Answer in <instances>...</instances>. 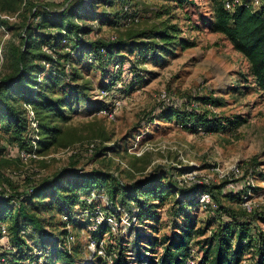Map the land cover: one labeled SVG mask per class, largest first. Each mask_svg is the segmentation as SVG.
Listing matches in <instances>:
<instances>
[{
    "label": "rangeland",
    "instance_id": "374dc122",
    "mask_svg": "<svg viewBox=\"0 0 264 264\" xmlns=\"http://www.w3.org/2000/svg\"><path fill=\"white\" fill-rule=\"evenodd\" d=\"M71 1L74 0H0V17L8 18L7 23H0V78L13 72V46H21L24 25L35 21L30 2L59 10ZM217 1L190 0L183 7H176L175 3L164 0H131L139 21L126 26H120L117 21L119 3L115 1L109 7L113 12L111 16L103 18L99 24L96 22L94 30L87 35L90 42L145 31L160 22L156 17L158 13L169 10L170 14L161 19L178 24L182 30L180 36L193 45L185 50L175 46L171 51L150 53L149 58L137 56L140 48L126 49L119 53L124 57L123 62L116 61L120 56L96 63L84 57L71 58L72 79L63 80L52 88V92L65 101L67 118L56 122L65 128L67 136L74 138L69 145H55L41 154L37 152L38 158L24 160L22 151L31 150L20 149L11 133L0 129L3 147L0 158L6 159L1 172L11 183L2 177L0 188L22 191L31 183L52 178L65 170L96 169L113 173L128 184L156 175L162 177L165 184L173 181L177 190L188 189L184 194L177 191L176 195H169L163 202L156 201L159 207L152 211L154 216H148L149 219L141 223L137 219V207L131 212L130 206L119 205L113 214L115 209H107L108 197L94 192L97 195L94 211L99 206L105 215L113 216V223H109L113 233L105 234L97 242L103 249L99 253L97 245H91L92 237L89 238L90 232L98 229L95 228L98 217L94 216L95 212L89 217L81 210L83 220L89 222L88 227L77 230L68 225L69 241L76 239L75 264H106L103 260L90 262L93 260L91 252L108 258L111 264L121 251L127 254V264H148L140 260L142 254L153 252L145 249L149 246L146 239L138 248L139 235L151 240L157 238L155 249L161 252L164 239L171 238L189 218H196L198 226L209 225L210 228L230 220V213L243 218L245 196L251 199L257 212L264 214V95L245 57L223 34L212 31L210 21ZM106 7L101 1L98 11L105 12ZM107 85L112 87L110 91L104 89ZM103 91L106 93L102 94ZM208 96L220 98L224 105L213 106L199 99ZM166 105L181 111L193 108L198 112L208 111L210 118L241 115L247 122L230 131L209 130L201 125L196 130L187 129L175 119L169 121L163 117L162 109ZM90 143L94 145L89 146ZM114 143L116 148L104 153L103 146ZM97 144L99 149L93 152ZM209 184L224 208L221 212L200 203V196L210 193L203 190ZM194 186L199 193L192 190ZM195 197L201 207L190 208L184 200ZM26 206L45 220L49 232L59 234L61 218L68 220V215H61L59 206L51 203V198L32 199ZM2 227L0 253H10L13 242ZM252 227L254 232L261 230L264 220H254ZM27 238L36 241L34 248L41 247L39 234L30 232ZM108 251L113 254L109 255ZM193 256L192 263L197 264L202 251L195 248ZM38 257L39 262L46 259L44 252ZM55 261V264H69L60 259Z\"/></svg>",
    "mask_w": 264,
    "mask_h": 264
},
{
    "label": "trees",
    "instance_id": "16d2710c",
    "mask_svg": "<svg viewBox=\"0 0 264 264\" xmlns=\"http://www.w3.org/2000/svg\"><path fill=\"white\" fill-rule=\"evenodd\" d=\"M101 1L108 7L105 12L98 11ZM115 1L119 3L117 21L120 26L139 21L132 10L131 0L89 2L74 0L59 10L30 2L31 14L36 22L24 25L20 34L22 44L13 46L11 51L13 72L0 78V129L10 132L13 139L19 142L20 149L33 150L31 137L33 128L27 106L32 107L39 122L40 140L37 147L39 154L55 145H69L74 141L71 135L67 136L65 128L56 122L58 119L67 118L65 101L52 92V88L59 82L72 79L74 73L71 58L84 57L92 63L103 62L109 61L113 56H120L119 53L126 49L133 48H140L137 50L139 58L141 56L149 58L150 53L171 51L175 46L185 50L193 45L180 36L182 30L178 24H172L169 19H161L164 15L170 14L169 10L158 13L156 17L160 22L145 31L129 33L128 37L124 38L116 35L114 39L101 38L90 42L87 35L94 30L96 22L99 24L103 18L111 16L113 12L109 7L113 6ZM164 1L175 3L176 7H183L190 0ZM6 19L8 18L0 17L1 25L8 22ZM210 24L212 31L223 34L245 57L249 63L250 73L264 95V5L257 11H253L245 4L229 11L225 8L224 0H218ZM144 36L147 37L145 41L142 40ZM62 50L65 52L62 53ZM119 58L116 61L123 62L124 57ZM104 89L110 91L112 87L107 85ZM199 99L213 106L224 105L223 100L214 96ZM109 110L112 111V108ZM162 114L167 120L175 119L183 127L193 130L201 125L209 130L230 131L247 122L241 115L233 118L220 116L210 118L208 111L198 112L195 108L181 111L173 105H166L162 109ZM103 148L105 153L110 149L114 150L116 145L114 143ZM2 149L0 145V150ZM98 149L97 144L93 152ZM5 161V158H0V179L3 177L10 183L9 178L6 176L4 178L1 172V166ZM161 178L153 175L128 184L113 173L96 169L89 171L69 169L57 173L52 178L31 183L26 190L0 188V227L3 225L6 228L13 242L10 253L7 251L0 253V263L55 264V260L60 259L75 264L74 255L77 248L73 245L76 239L69 241L68 225L77 230L88 227L89 222L83 220L80 211L90 217L93 215L97 200L88 203L86 198L92 192L106 195L110 202L107 209L109 211L115 209L112 211L113 214L119 205L130 206L131 212L137 207V219L141 223L154 216L151 214L152 211L159 207L156 201L163 202L169 195H176L177 191L184 194L188 190L181 187L177 190V184L171 180L165 184ZM210 186L211 184L205 185L203 190L210 192L216 201V210L221 212L224 208ZM192 190L198 192L196 186ZM39 198H51V203L59 206L61 215H68L67 221L62 218L60 220L62 229L59 234L49 232L45 220L34 209L26 206L28 201ZM240 200L242 202V195ZM184 202H187L190 208L201 207L196 197L185 199ZM243 211L245 214L243 218L230 213L231 219L218 224L215 228H210L209 225L198 226L196 218H189L177 228L171 238L164 239L161 252L155 249L158 245L157 238L151 240L141 234L136 239L138 248L142 245L141 242L145 244L146 239L149 246L145 249L153 253L149 255L145 252L140 260L148 264H193V250L197 248L198 251H202V257L197 264H264V228L254 232L252 227L254 220L258 218L264 220V214L257 212L256 209L248 212L244 207ZM30 232L39 234L38 245L41 249L34 248L33 243L36 241L27 238ZM111 233L112 226L105 222L99 225L97 230H92L89 238L92 237L91 241L99 242L105 234ZM208 233L209 236L200 240ZM43 252L46 259L39 262L38 255ZM108 253L113 254L109 251ZM91 255L93 260L90 262L103 260L109 264L108 258L98 253L93 255L91 252ZM125 255L127 254L124 251L118 252L111 264H127Z\"/></svg>",
    "mask_w": 264,
    "mask_h": 264
},
{
    "label": "built area",
    "instance_id": "2783aa9c",
    "mask_svg": "<svg viewBox=\"0 0 264 264\" xmlns=\"http://www.w3.org/2000/svg\"><path fill=\"white\" fill-rule=\"evenodd\" d=\"M247 5L250 6L253 11H257V10H261L263 5H264V0H250L249 2H245V0H224V5L225 8L229 11H233L235 10V8L237 6L240 5ZM3 18L6 16H2ZM115 37H112V39H114ZM106 92L103 91L102 94H105ZM166 95H164L165 97ZM166 100V99H165ZM28 110H29V120L31 123V126L33 128V132H32V145H33V150L29 151V152H25L22 151L21 153V157L24 160H27L31 157L34 158H38L39 155L37 153V147H38V142L40 140V132H39V122L38 119L36 118V113L35 111L32 109V107L27 106ZM108 115L113 118V114L112 113H108ZM94 144L92 143L91 146H93ZM231 187H233V184H230ZM97 195L93 192L91 196H89L86 200L88 203H93L96 200ZM108 203V200H106ZM200 203H202L205 207L209 206L213 209L217 208V204L214 201V199L212 198V195L208 192L203 193L200 196ZM253 202L251 201V199H249L247 196L244 197V201H243V207L248 211V212H253L256 208L255 206L252 204ZM94 216L98 217L97 220L95 221V228L97 229L99 227V224H102L103 222H107L108 224H112L113 223V216L110 214L105 215L103 213V210L97 206V208L94 211ZM99 217H101V219H99ZM5 233V230H3ZM71 239V237H70ZM91 245H94L96 247H98V252L102 253L103 249L101 248L102 246H100V244H97L96 241H92ZM95 250V249H94Z\"/></svg>",
    "mask_w": 264,
    "mask_h": 264
}]
</instances>
